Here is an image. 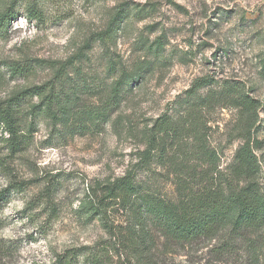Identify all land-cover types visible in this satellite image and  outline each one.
Returning a JSON list of instances; mask_svg holds the SVG:
<instances>
[{
  "label": "rangeland",
  "instance_id": "obj_1",
  "mask_svg": "<svg viewBox=\"0 0 264 264\" xmlns=\"http://www.w3.org/2000/svg\"><path fill=\"white\" fill-rule=\"evenodd\" d=\"M123 1L144 5L145 12L131 16L114 43L92 42L91 50L85 48L82 67L93 79H105L110 56L125 70L143 60H150L151 68L99 131L71 135L61 125L52 129L36 119L27 147L10 163L12 172L0 171V192L10 190L0 199L5 264H52L62 253L72 256L73 264H96L91 258L112 239L99 217L85 212L89 188L129 169L143 148L140 130L169 111L172 101L200 77L238 83L259 101L254 138L259 141L258 183L264 191V0H21L16 19L6 29L0 27V99L51 77V64L78 56L84 39L102 30ZM7 2L0 0V11ZM29 2L37 3L41 20L24 16ZM158 40L163 42L158 52L147 51L142 44ZM25 60L34 61V73L10 77L5 66ZM207 117L210 142L225 169L241 144L239 112L233 107L215 108ZM150 170H138L137 178L150 179L173 198L172 177L156 163ZM13 180L25 186L11 188ZM116 218L115 223L121 220ZM157 247L159 264H240L239 255L238 262L235 255L215 260L209 246L194 250L170 246L160 237ZM111 257L97 264H112L116 255Z\"/></svg>",
  "mask_w": 264,
  "mask_h": 264
},
{
  "label": "trees",
  "instance_id": "obj_2",
  "mask_svg": "<svg viewBox=\"0 0 264 264\" xmlns=\"http://www.w3.org/2000/svg\"><path fill=\"white\" fill-rule=\"evenodd\" d=\"M19 1L8 0L0 11V27L6 29L16 19ZM143 6L119 2L105 27L84 39L78 56L51 64V77L0 99V171L12 172L10 163L27 147L38 118L52 129L61 125L71 135L99 131L110 120L127 91L151 68V61L143 60L125 70L110 56L105 79H93L82 67L87 58L84 49L91 50L92 42L106 46L114 43L124 23L145 12ZM24 16L39 21L42 11L36 2H29ZM142 44L147 51L158 52L163 47L161 40ZM5 67L10 77H26L34 73L35 63L25 60ZM203 89L206 91L201 93ZM183 93L172 101L169 111L140 130L143 148L130 168L89 188L83 204L85 212L89 217L98 216L112 239L110 246L103 245L91 258L92 262L100 263L115 254L112 264H159L157 239L161 237L170 246L193 250L209 246L215 260L239 255L240 264H264V191L258 183L261 168L255 148L259 141L254 138L260 103L238 83H218L212 77L195 79ZM33 98L37 100L32 102ZM27 100L30 102L24 106ZM225 107L239 112L241 144L232 162L222 169L219 151L210 142L207 115ZM152 163L172 177L173 198L150 179L137 178V171H151ZM24 186L20 180L10 185ZM9 191H1L0 199ZM116 217L121 219L117 223ZM6 253L7 248L0 244V264H5ZM52 264H73V257L62 253L55 256Z\"/></svg>",
  "mask_w": 264,
  "mask_h": 264
}]
</instances>
